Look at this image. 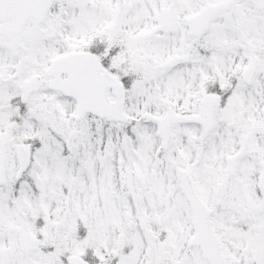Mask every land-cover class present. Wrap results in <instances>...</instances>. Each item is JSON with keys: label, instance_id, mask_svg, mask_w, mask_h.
<instances>
[{"label": "snow or ice", "instance_id": "1", "mask_svg": "<svg viewBox=\"0 0 264 264\" xmlns=\"http://www.w3.org/2000/svg\"><path fill=\"white\" fill-rule=\"evenodd\" d=\"M0 264H264V0H0Z\"/></svg>", "mask_w": 264, "mask_h": 264}]
</instances>
